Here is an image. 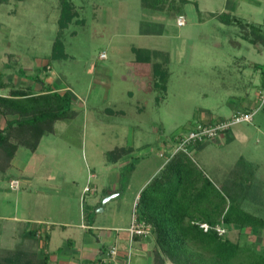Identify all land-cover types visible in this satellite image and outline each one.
Returning a JSON list of instances; mask_svg holds the SVG:
<instances>
[{
	"label": "rangeland",
	"instance_id": "1",
	"mask_svg": "<svg viewBox=\"0 0 264 264\" xmlns=\"http://www.w3.org/2000/svg\"><path fill=\"white\" fill-rule=\"evenodd\" d=\"M74 3L79 17L62 33L68 56L62 59L52 58L59 35L60 0H25L17 4L13 1L0 7L3 82L14 74L18 80L13 77L10 81L16 88L33 91L39 78L52 90L66 89L72 98L67 118L56 121L54 131L43 137L36 152L21 149L14 161V167L19 169L13 167L7 175L0 174V248L3 249L16 247L13 236L18 231L17 225L27 223L28 219L42 220L43 230L55 228L53 235L57 239L49 252L57 255L62 240H69L70 237H65L73 234L71 229L82 222L80 193L84 187L91 184L101 190L103 186L116 185L115 166L108 164L110 151L145 144L131 158L139 163L133 181L141 182L149 174V178L155 177V171L163 168L174 150V141L187 134L202 113L224 116L228 103L253 95V85L258 84L259 77L251 76L253 67L248 65L254 62L263 64L264 68V52L256 54L249 43L243 42L241 27L224 26L203 11L204 0H171L163 10L145 9L142 0H74ZM206 4L211 10L220 11L227 2L207 0ZM179 16L185 18L184 26H178ZM246 16L242 12V18ZM258 17L261 20L264 15ZM258 17L252 21L257 22ZM237 43H242V47ZM133 48L167 55L166 92L153 87L151 65L137 63ZM102 54H106L105 59ZM247 55L249 61L242 58ZM7 88L0 90V95L7 96ZM0 126H5L4 120ZM233 128L252 134L247 147L253 155L246 156L252 160L246 166L251 171L248 178L251 184L264 189V110L251 123ZM159 142L169 144L162 151L166 155L160 156ZM244 147L241 141L225 146L211 141L206 144L203 157L215 162L213 165L209 163L207 168L194 151L192 159L220 188L222 175L209 173V167L230 175L233 169L240 168L236 165ZM227 152L234 155L233 159L225 156ZM91 173L95 176L89 178ZM15 178L20 181L17 192L10 189ZM130 178L127 174L121 184L125 187ZM92 194H85L84 190L86 202ZM138 201L137 198L133 206L130 203L128 210L123 203L118 206L121 196L116 197L106 211L96 210L93 216L101 225L114 226V215L118 222L125 221L128 212L137 210ZM255 209L249 207L251 212L264 217V206L258 213ZM15 219L25 222L18 223ZM62 222L69 224V232L63 238L56 234L62 231ZM128 235L121 233L130 249ZM226 236L234 242L258 243L257 248L264 251L263 232L256 234L252 229L234 226L227 230ZM135 258L136 252L134 261H137ZM140 264L148 261L145 259ZM168 264L172 263L168 261Z\"/></svg>",
	"mask_w": 264,
	"mask_h": 264
},
{
	"label": "trees",
	"instance_id": "2",
	"mask_svg": "<svg viewBox=\"0 0 264 264\" xmlns=\"http://www.w3.org/2000/svg\"><path fill=\"white\" fill-rule=\"evenodd\" d=\"M13 1L17 4L25 0H0V7ZM170 2L142 0L143 7L148 10H163ZM78 11L74 0H60L59 35L54 44L53 59L68 57L62 33L79 17ZM222 16L229 25L241 24L228 14ZM133 52L137 63L151 65L153 87L166 92L169 79L167 55L142 48H133ZM37 79L44 87L43 93L35 94L32 89L15 87L9 89L7 96L0 95V122L5 121V126H0V174L7 175L13 169L21 149L35 152L43 137L54 131L56 121L67 118L71 110L72 98L68 92L52 90ZM3 88H7V84L0 74V90ZM132 150L116 148L110 151L108 160L119 162ZM192 158L182 152L174 155L140 193L136 212L152 227L149 237H154L155 242L154 264H168V261L172 264H264V251L257 248L258 243L234 242L227 233L220 235L214 229L221 225L229 231L239 226L264 234V217L258 213L264 206V189L250 183L248 175L251 171L246 168L250 162L239 159L236 166L240 168L233 169L218 188ZM135 165L130 162L121 171L120 184ZM112 193L113 190L108 191L109 195ZM99 207L100 204L88 214L84 213L88 225L95 223L93 215ZM249 207L258 209V215ZM201 223H208L212 229L205 232ZM20 225L16 247L0 248V264H50V256L40 245L42 238L37 229H30L28 223Z\"/></svg>",
	"mask_w": 264,
	"mask_h": 264
},
{
	"label": "crops",
	"instance_id": "3",
	"mask_svg": "<svg viewBox=\"0 0 264 264\" xmlns=\"http://www.w3.org/2000/svg\"><path fill=\"white\" fill-rule=\"evenodd\" d=\"M206 1L207 0H204L205 6H203V11L207 12L210 15V17L219 20L220 24H222L224 26H226V25L231 26V25L224 22L223 18H221V17H223L222 16L223 14L230 13V14H228L230 17L237 19L241 23V24H233V26H239L243 29L241 32L242 33L241 38H242V40H244L243 42L249 43L251 45L254 53L263 55L264 50L262 48L264 47V17H263V19L260 20L258 16H259V14L264 15V0H225L227 2V4L224 5V7L222 6L220 11L211 10L210 7H207ZM226 9H229L230 11H228V10L226 11ZM242 12L248 16H246V18H242ZM253 17H258V19H257L258 21L257 22L252 21ZM226 19L228 20V17ZM237 45L239 47H242L243 44L237 43ZM258 47H260V48H258ZM238 49L240 50V48H238ZM248 57H250V56L247 55V57L243 56L242 58H245L246 60L249 61ZM252 57H253V55H252ZM262 65L263 64H257L254 62H252V65H248V66L253 67V73L251 76L256 75V77H259L258 84L253 85V89H254L253 95H251L250 97L245 96L244 98L240 97L239 101L236 103H234V102L228 103L227 107L229 109L225 110L226 114L224 116H215L210 111H207L210 113H206V112L202 113L200 120H197L196 123L228 119L238 111H249V110H252L253 108H255L258 104V93L264 84V72H263L264 68H262ZM46 69H48V68H46ZM13 77L17 78L16 75L10 74V78L13 79ZM10 78L6 82V84L8 85L7 90L16 87V85L11 83ZM17 80H18V78H17ZM17 80H15V81H17ZM50 81H52V80H50ZM29 89H32V88H29ZM61 90H62V92H64L66 89H61ZM43 91H44L43 85H41L39 82H36V85L33 89V92L35 94H40V93H43ZM257 129H258V131H261V127H258ZM252 137H253L252 134L248 130H245V129L240 130V129L233 128V129L229 130L228 132H226L225 134H223L219 139H217L216 141H212V142H216L218 145L225 146V145H233V143H235L237 141H241L245 145V147H244L245 151L241 152L238 155V158L239 159H245V161L247 160L248 162H250L252 160L247 158V157L249 155H253L252 154L253 151L252 150L250 151V148H248L247 146L251 142ZM209 142H211V141H209ZM209 142H205L203 144H200L194 149V154L198 153L199 158H200L199 160H201V162L207 168H208L209 163H211L212 165L215 163V162L212 163V161H207L206 157H203V155H204L203 152L206 150L205 149L206 144ZM160 143L161 142H159L158 148H159V154L161 156L162 151L165 148H167L169 144L162 142L160 145ZM145 146L146 145L142 144V143L138 146L136 144L134 146H129L128 148H132L133 150L131 151L130 154H127L126 156H124L119 162L112 163L108 160L109 165L115 166V167H113L114 168L113 173H115V175H117V178L115 179L116 185L106 186V187L103 186L101 188V190H99L97 188L98 186L96 187L95 185L89 184V187H91L94 190V191H90V193H94V195L92 194L89 197L88 202H86V199L83 197L84 190L87 186L84 187L82 194L80 193V209H81V213H82V222L80 221L79 225L74 226V229H71V230H74L73 234H68V236L65 237V239L70 237L69 240H67V241L62 240L61 245H63V246H62V248H59L58 252H55V253H57V255L55 254L52 256L49 252V248H50L51 244L53 243V240L57 239L53 235L55 228L53 226H50L48 228H45V230H43V228L45 226H44V224H41V223H43L42 220H30V219L25 220L29 224V227H31L30 229H37V232H39V235L41 236V238L44 239L41 241L40 245L44 249L46 254H48L50 256V264H88L89 262H92L95 264H109V263L105 262L104 258H105V255H106L108 249L112 248L114 246L118 247V250H119L118 260H119L120 264H125L126 257H127L128 252L130 251V249H129V245H126L124 240L122 239L123 237H121V233H124V234L128 233L129 234L128 229H129L130 224H131L132 213L127 211L129 213V215H127V217H125L126 219L123 222H118L117 221L118 218H116V215H114V218H113L114 223H115L114 226L101 225L98 223L97 218H96L95 223L93 225H88L85 221L84 213L91 211L93 208L97 207L99 204L101 207L102 200L104 198H106L107 196H109L108 191H110V190H113L114 193H117L118 194L117 197L121 196V203H118V206H119V204L123 203L124 206H128V210L130 208V203H132L131 205L133 206V204L135 203V200L137 198L139 199L140 193L149 184L150 180L154 177V176H152L151 178H149V175H150L149 174L141 182H138V183L135 182L134 183V181H133L135 179L134 176H136L135 174L137 172L139 163L134 162L133 159H131V158L133 156L139 154L137 152H139ZM172 146H173V144H172ZM35 152H33V153H35ZM224 154L228 158L233 159L234 155H231L230 152H227ZM239 159L237 161H239ZM130 162H134L136 165H135L134 170L129 174L131 177L130 182L127 183V185L124 187V185L121 186V184L119 182L120 177L118 179L119 171L121 172L124 168H126L130 164ZM200 165H201V163H200ZM146 166H148V165H146ZM16 167H14V169H19V167H17V168ZM200 167H202V165ZM200 169L209 178L208 174L204 171V169H202V168H200ZM208 171H209V173H213V174L217 173L219 175H222V177H221L222 181L221 182H223L227 176L226 171H221L219 169L215 170L212 167H209ZM158 172H159V169L155 171V173H156L155 175H157ZM93 176H95V174L91 173L89 178L93 177ZM15 179H17V178H15ZM100 191L102 192V195H99ZM78 193L79 192H77L76 194H78ZM87 193H89V192H87ZM114 193H112V194H114ZM112 194H110V195H112ZM71 195L68 194L69 197ZM108 204L109 203H107L104 211L107 210V208L109 206ZM85 207H86V209H85ZM120 212L121 211L118 209L117 214H119ZM130 213H131V218H130ZM115 214H116V212H115ZM14 221L19 223V222H23L24 220L19 221V220L15 219ZM31 223H33L34 225L32 226ZM35 223H38L37 227H36ZM61 224L63 225V229H61L62 230L61 232L59 231L56 234L63 238L66 235V233L69 232V230H68L69 224L63 223V222ZM16 227L19 230L21 225L19 224ZM15 233L18 235V231H16ZM16 234L13 236L14 240H17V238H18ZM129 238H130V236L128 237L127 242H129ZM154 245H155L154 237H152V236L148 237V238H137V239H135V241L132 244V248H131L133 250L132 254H131L132 255L131 256V264H140L141 262L145 261V259L148 261V264H154V261H153ZM45 248L47 250H45ZM8 249H11V248H8ZM135 252H136V258L135 259L137 261H134V253Z\"/></svg>",
	"mask_w": 264,
	"mask_h": 264
},
{
	"label": "built area",
	"instance_id": "4",
	"mask_svg": "<svg viewBox=\"0 0 264 264\" xmlns=\"http://www.w3.org/2000/svg\"><path fill=\"white\" fill-rule=\"evenodd\" d=\"M178 26H184L186 20L183 16L177 18ZM102 58H106V54L101 55ZM264 109V84L258 93V104L255 108L249 111H238L233 114L230 118L217 121H208V122H198L193 125L189 132L181 137H179L174 146V150L168 156L167 161L172 158L174 155L182 152L188 154L189 156L193 155L194 149L205 142L216 141L223 134L231 130L234 126L240 125L242 123H251L254 120L255 115ZM166 155L161 153V156ZM166 161V162H167ZM165 162V163H166ZM10 188L13 191L20 190V181L12 180L10 183ZM94 191L91 187L87 186L85 188V193ZM138 203L135 204L137 206ZM200 227L205 231H209L212 227L208 223H201ZM151 225L146 221L140 219L137 215L136 210L132 213L131 224L128 229L130 236V251L127 254L125 264H131V248L135 239L138 238H148L151 235ZM220 235L227 233V229L224 226L218 225L214 228ZM119 250L117 246L109 248L105 255V262L109 264H120L118 260Z\"/></svg>",
	"mask_w": 264,
	"mask_h": 264
},
{
	"label": "water",
	"instance_id": "5",
	"mask_svg": "<svg viewBox=\"0 0 264 264\" xmlns=\"http://www.w3.org/2000/svg\"><path fill=\"white\" fill-rule=\"evenodd\" d=\"M117 196H118V194H117V193H114V194L109 195V196H107L106 198H104L103 201H102V205H101V207L97 210L98 213L104 212L107 203H109L111 200H113V199L116 198Z\"/></svg>",
	"mask_w": 264,
	"mask_h": 264
}]
</instances>
